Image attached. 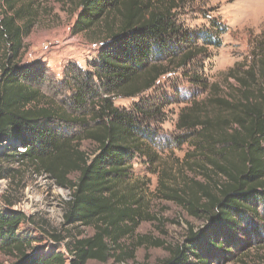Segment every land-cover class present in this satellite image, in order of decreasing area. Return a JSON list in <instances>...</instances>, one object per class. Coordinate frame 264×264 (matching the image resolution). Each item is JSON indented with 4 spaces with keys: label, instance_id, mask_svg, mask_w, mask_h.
<instances>
[{
    "label": "trees",
    "instance_id": "1",
    "mask_svg": "<svg viewBox=\"0 0 264 264\" xmlns=\"http://www.w3.org/2000/svg\"><path fill=\"white\" fill-rule=\"evenodd\" d=\"M56 1L76 6L78 32L100 27L106 39L91 70L67 66L64 82L71 96L58 101L43 89L36 64H20L39 0H0V139L25 148L1 155L0 180L10 175L6 163L33 165L70 191L64 226L94 232L72 238L67 252L41 258L32 254V241L19 234L25 214L0 207V253L11 264L108 263L120 261L123 251L133 259L135 249L126 250L123 241L153 218L144 215L146 202L138 184H129V174L135 155L153 164L159 160L158 132L146 125L158 109L142 107V99L127 109L114 100L140 97L164 76L197 66L210 47L221 46L227 26L205 13L210 27L190 29L185 18L196 0ZM188 78L206 97L184 106L176 124L178 143L189 146L177 161L187 174L171 185V172H165L157 190L190 216L208 221L210 229H191L183 244L169 248L162 264H211L207 247L224 250L214 232L234 225L237 215H255L250 202L264 200V32L222 84L207 81L199 71ZM83 141L94 146L90 154Z\"/></svg>",
    "mask_w": 264,
    "mask_h": 264
},
{
    "label": "rangeland",
    "instance_id": "2",
    "mask_svg": "<svg viewBox=\"0 0 264 264\" xmlns=\"http://www.w3.org/2000/svg\"><path fill=\"white\" fill-rule=\"evenodd\" d=\"M38 5V18L24 39L20 64H36L44 76L42 87L45 92L62 101L71 96L64 82L67 66L91 70V63L106 36L100 27L78 32L74 27V4L39 0ZM205 13L220 18L227 26V31L221 35L220 47H210L208 55L195 64L197 66H189L187 72L164 76L140 97L114 100L116 106L127 109L142 99L145 101L142 107L158 109V116L151 122L146 121V125L158 132L154 150L159 160L153 164L149 157L135 155L129 174V184H138V192L146 202L144 215L153 219L141 223L136 235L123 241L126 250L135 249L133 259L125 253L129 251H123L120 261L110 259L108 263H101L92 260L88 264H162L170 257L169 248L183 244L191 229L207 232L210 229L208 221L190 216L174 202L163 198L157 190L159 176L171 172L168 182L176 185L182 183L183 175L187 174L177 161L182 160L189 146L178 143L181 138L176 124L184 106L194 98L206 97L203 90L190 82L191 71L202 72L207 81L222 84L228 70L249 56L256 38L264 32V0H196L195 7L185 18L187 26L192 30L210 27ZM81 145L88 154L94 149L88 141ZM14 149L25 151L13 140L0 139V157ZM5 168L10 175L0 180V207L4 211L25 214L27 219L21 224L19 234L32 241V254L45 258L52 252H67L66 244L72 238L93 234L89 227L64 226L65 201L69 199L70 191L58 185L55 179L39 173L28 163H6ZM199 179L203 180L202 177ZM250 205L257 209L255 215L248 212L237 215L234 218H238V222L220 227L212 235L223 242L224 250L207 247L210 258H214L211 264H264V200L251 201ZM53 235L65 239L57 241ZM115 255L117 258L119 252ZM11 262V258L0 253V264Z\"/></svg>",
    "mask_w": 264,
    "mask_h": 264
}]
</instances>
